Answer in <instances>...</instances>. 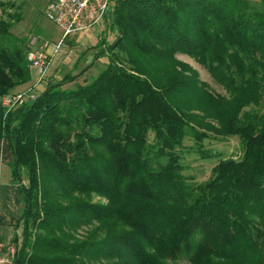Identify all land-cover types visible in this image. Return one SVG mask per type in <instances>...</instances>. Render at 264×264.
<instances>
[{
    "label": "trees",
    "instance_id": "1",
    "mask_svg": "<svg viewBox=\"0 0 264 264\" xmlns=\"http://www.w3.org/2000/svg\"><path fill=\"white\" fill-rule=\"evenodd\" d=\"M112 15L96 79L64 88L68 74L10 112L1 99L32 73L26 47L0 45L17 264H264V0H115ZM12 26L1 19L0 37ZM209 133L238 137L242 155L196 183L184 141L210 158Z\"/></svg>",
    "mask_w": 264,
    "mask_h": 264
},
{
    "label": "rangeland",
    "instance_id": "2",
    "mask_svg": "<svg viewBox=\"0 0 264 264\" xmlns=\"http://www.w3.org/2000/svg\"><path fill=\"white\" fill-rule=\"evenodd\" d=\"M6 3V11L3 13L0 10V20L4 19L7 22L13 23L10 28L9 37H0V45L7 46L12 43L18 46H24L28 49L37 48L40 45V39L58 43L63 33L55 24L49 21L45 15L47 6L52 0H2ZM254 4H260V0H250ZM112 12L109 13L108 21L102 31L98 33H91L86 41L81 40L85 33L70 36L66 41L60 52L53 58L49 73L47 84L57 83L64 79L68 74L75 76L74 83H69L64 88H77L81 85H86L96 79L99 74L106 68L109 59L108 56H95L114 41L117 36L115 29L111 28ZM95 31V30H94ZM77 36L75 39H73ZM53 39L55 41H53ZM100 42L105 41V45L100 46ZM58 56H66L67 62L63 64L58 59ZM181 61L190 64L195 70L199 72L202 81L208 83L210 87L218 93L224 91L216 85L211 78L208 71L200 66L193 58L179 54L177 56ZM57 58V59H56ZM59 60V61H58ZM56 65L54 67L53 64ZM29 65V63H28ZM74 67V68H73ZM33 76L37 77V70L33 69ZM32 75V74H31ZM33 83L31 80L28 86L23 88L25 90ZM20 90V91H23ZM19 91V92H20ZM42 92V90H41ZM29 103V101L27 102ZM150 140L154 138V134L150 133ZM208 138L203 140V147L205 151H209L210 158H203L197 139H194L193 134H190L184 141L186 150H182L183 163L186 167L185 175L191 177L196 183H204L212 176L213 168L223 159L235 158L238 159L242 155V145L238 137H229L221 139L213 133L208 134Z\"/></svg>",
    "mask_w": 264,
    "mask_h": 264
},
{
    "label": "built area",
    "instance_id": "3",
    "mask_svg": "<svg viewBox=\"0 0 264 264\" xmlns=\"http://www.w3.org/2000/svg\"><path fill=\"white\" fill-rule=\"evenodd\" d=\"M115 0H52L45 15L49 21L61 29L63 36L58 43L41 37L40 45L31 48L27 61L31 71L37 70V77L25 90L11 93L1 99V106L10 112L28 101L33 102L39 95L40 88L47 84L48 73L53 58L60 52L65 41L73 35L88 31H102L108 21L109 13L114 8ZM20 243H6L0 240V264H17Z\"/></svg>",
    "mask_w": 264,
    "mask_h": 264
},
{
    "label": "crops",
    "instance_id": "4",
    "mask_svg": "<svg viewBox=\"0 0 264 264\" xmlns=\"http://www.w3.org/2000/svg\"><path fill=\"white\" fill-rule=\"evenodd\" d=\"M88 32L90 33H85L86 35L83 36L81 40L86 41L88 39L87 37L93 36L94 33H98L99 31L95 30ZM53 41L55 40L53 39ZM58 59L62 64L67 62L65 61L66 56H58ZM55 65L56 63L53 64L52 67ZM31 73L32 80H34L35 77L33 76V72L31 71ZM26 86H28V84L17 88L15 92L23 90ZM43 89L44 86L40 88V90ZM12 162L13 155L10 151L9 143L7 139H3L0 141V240L6 243H16V235H20L22 232V228H17L16 225L22 214L23 200L18 185L14 184L12 180Z\"/></svg>",
    "mask_w": 264,
    "mask_h": 264
}]
</instances>
